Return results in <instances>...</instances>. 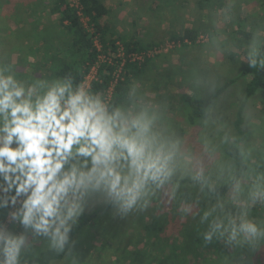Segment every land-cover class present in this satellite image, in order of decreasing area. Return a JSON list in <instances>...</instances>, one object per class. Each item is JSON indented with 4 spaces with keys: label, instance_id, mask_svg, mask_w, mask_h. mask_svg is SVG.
Returning <instances> with one entry per match:
<instances>
[{
    "label": "clouds",
    "instance_id": "clouds-1",
    "mask_svg": "<svg viewBox=\"0 0 264 264\" xmlns=\"http://www.w3.org/2000/svg\"><path fill=\"white\" fill-rule=\"evenodd\" d=\"M259 15L234 39L223 28L236 23L235 0H225L214 50L264 71ZM224 79L198 78L200 114L177 118L139 81L110 97L70 74H21L0 57V264H39L41 252L79 264L73 230L97 206L119 219L171 210L196 222L203 246H222L220 264H256L264 119L252 114L242 135L225 118Z\"/></svg>",
    "mask_w": 264,
    "mask_h": 264
},
{
    "label": "rangeland",
    "instance_id": "rangeland-1",
    "mask_svg": "<svg viewBox=\"0 0 264 264\" xmlns=\"http://www.w3.org/2000/svg\"><path fill=\"white\" fill-rule=\"evenodd\" d=\"M52 1L0 0V29H4L5 26L3 27V25L6 24L8 25V30L17 27V25H14V21H9V19H13L17 9L19 14L16 17L23 20V25L19 31L21 30L22 33H25V30H27L30 35L33 31L38 32V27L43 28L45 26L44 30L41 28L40 35H48L50 36L49 39L62 45L65 43L66 35L61 29L57 30V27H54L57 35L52 37L53 24L49 27L50 20L45 18L49 14V5ZM120 1L122 4L124 2L123 7L120 10L110 11L109 14V22L114 30L120 35L126 34L127 31L131 34L133 30L142 41H153L158 45L155 51L153 50V55L149 57L152 62L147 67L145 74L137 81L148 86L155 93L157 100L166 102L177 118H183L184 114L188 113V107L180 97V94L184 92L190 94L193 90H197L198 78H206L211 74L217 76V78L222 76L225 78L224 81H226L229 78L236 77L246 65V63L239 64L237 60L227 54L220 55L218 50H214V46L211 43V37L218 35V30L221 29L219 23L216 22L217 12L225 6V0ZM263 10L264 0H235L236 23L225 26L223 31L234 39L243 42L247 34L244 31L245 23H255L260 20L262 17L259 13ZM132 21L133 28L131 26ZM127 23L129 27H127ZM36 25L37 27H35ZM186 26L193 27L199 31L194 42H175L170 39L172 34H181L183 27ZM8 34L3 38L5 44L7 43L6 36ZM40 35L37 34V39L33 40H38ZM2 52L4 50L0 49V55ZM40 53L43 56L44 50H41ZM9 55L12 54L10 53ZM47 56H43V58ZM47 58L46 62H31L32 67L29 70L25 66L19 65L21 74L39 72L47 77V72H44V64L53 63L52 59L49 60V57ZM10 59L13 60L12 57ZM244 85L245 77H239L222 94L225 101V118L232 123L243 100ZM190 95L202 97L198 90L196 95ZM251 99H249L242 111L244 122L241 124V129L245 135L249 134L243 127L247 118L255 114L264 119V103L261 102L260 96L257 94L253 100ZM256 211L259 214L264 212V209H257ZM152 214L158 215L161 220H164L165 216L168 218L167 223L163 226V233H160L158 238H162L161 242H163L164 251L160 249L159 245L153 243L155 242L154 238L152 241L147 239L141 241L138 248H146V246L151 245L150 248L153 253L167 258L166 253L169 248L165 245L169 244L170 239L176 236L177 233H183L184 229L187 230V234L183 233L186 239H184L182 247L185 246L187 252L189 250L192 252L193 249L198 247H204L199 238V232L195 229L196 222L191 219L181 221L171 210L165 213V216L159 212L150 211L147 214H132L125 219L113 218L111 211H108L103 215H99L93 222H90L86 226L88 231L83 227L74 236L76 241L74 251L79 259V264H113L119 253L115 255L114 249L110 248V251L108 247L105 248L106 242L103 240L108 241L109 239L114 244L113 237L118 235V243L122 247L126 243L128 233H131L129 229H134L132 225L135 223L140 226L138 219ZM136 218L137 222H135ZM150 219L151 221L153 220L152 217ZM216 245L221 246L218 243ZM216 245H210L194 254H187V256H190L189 264H197V260L201 259V256L215 257V253L220 252V250H215ZM222 250L221 253L224 254L225 252ZM169 255L178 256L179 254L174 251L172 254L169 252ZM255 256H258L255 258L256 264H264V249L257 252ZM157 261H160V259ZM52 264H68V260L66 258L55 260Z\"/></svg>",
    "mask_w": 264,
    "mask_h": 264
},
{
    "label": "trees",
    "instance_id": "trees-1",
    "mask_svg": "<svg viewBox=\"0 0 264 264\" xmlns=\"http://www.w3.org/2000/svg\"><path fill=\"white\" fill-rule=\"evenodd\" d=\"M79 6L81 7V14L87 17V23L93 32L96 33L101 43L100 51L97 50L93 37L81 21V16L77 13V9L71 6L69 0H54L49 5V12L59 14V27L66 35V39L62 45L60 43L53 45L52 39H49L48 35H40L39 39H42L41 46L44 48L43 56L48 55L49 60L52 59L53 61V63L50 62L44 65V72H47V77L70 74L79 81L85 79L91 65L96 64V78L91 80V86L93 89L106 94L108 93V89L113 86L110 97L117 96L127 87L129 82L137 81L145 74L147 67L152 62L147 52L150 50L155 51L158 45L153 41L144 42L136 34L131 36L129 34L120 35L116 33L109 24L110 22H104V18L108 16L109 10L103 4L102 0H79ZM198 32L197 29L186 26L183 27L181 34H172L170 39L175 42H185V40L194 42ZM120 50L123 52L122 56L119 54ZM9 54L10 52L5 51L1 53L0 57H12ZM98 54H103L106 56V59L97 62ZM139 54L142 55V59L136 57ZM47 57L44 58V62L48 60ZM117 72L118 77L116 78L115 74ZM239 77H245L244 96L235 114L233 124L242 135H245L241 129V124L244 122L242 111L249 99H254L257 94L260 96L261 102L264 103V71H259L254 68L250 69L246 64L236 77L224 81L223 87L218 90V95H222ZM113 82L115 83L112 85ZM180 97L188 107V113L191 112L193 115L200 114L203 103L202 97L191 96L186 92L181 93ZM108 211L111 210L103 206L93 207L87 211L81 218L80 224L73 230V239L81 228L84 227L87 230L88 228L86 226L90 222H93L99 215H103ZM162 215L165 216L164 214ZM151 217L153 219L152 221L150 219ZM3 218L4 212L0 211V219ZM138 221L140 226L138 224L137 226L135 223L132 225L134 229H129L131 233H128L126 243L122 247L119 246L118 235L113 237L114 241L111 238L115 245L109 239L108 241L103 240L106 242V244L104 243L105 248L114 249L115 255L119 253L113 264H189L190 256H187V254H194L207 248L205 246L198 247L193 249L192 252L188 249L189 251L187 252L185 246L182 247L184 239H186L184 236V234H187L186 229L183 230L184 234L177 233L176 236L170 239L169 244L165 245L169 248L166 253L167 258L163 255L160 256L157 253H153L150 248L151 245L146 246V248H138L141 241L146 239L152 241L154 238L155 242L153 243L159 245L160 249L164 251L163 242H161L162 238H158L159 234L163 233V226L167 223L168 218L165 216L164 220H161L158 218V215L155 216L152 214L146 215L142 219H138ZM135 222H137V218ZM215 250H220V252H217L218 255L215 253V257L201 256L202 258L197 260V264H220L221 256L227 255V253H221L222 246L216 245ZM174 251L176 254H179V258H177L178 256L169 255V252L172 254ZM64 258L65 256L63 255L58 256L41 252L39 264H52L55 260H62ZM158 259L160 261H157Z\"/></svg>",
    "mask_w": 264,
    "mask_h": 264
},
{
    "label": "crops",
    "instance_id": "crops-1",
    "mask_svg": "<svg viewBox=\"0 0 264 264\" xmlns=\"http://www.w3.org/2000/svg\"><path fill=\"white\" fill-rule=\"evenodd\" d=\"M53 1L51 2V4L53 3ZM102 1H103V4L108 8L109 14H110V11H114L116 9L120 10L124 5V2L122 1L123 2V4H122L120 0H102ZM17 14H19V11H17V9H16V14L13 16V19H9L10 22L14 21V25L15 26L17 25V27H13V28H11V30L10 29L8 30V28H7L8 25L6 24V25H3V27L5 26L4 29H0V49L4 50V52L5 51L10 52L12 54V59H13L12 61L13 62H15L18 65H23L27 68V70H29V68L32 67L31 62L36 61V63H37L38 61L39 62L44 61V58L42 57V54L40 53V51L44 49L41 46L42 39H38V40H33V39H37L36 35L37 34L40 35V31L42 29L44 30L45 26H43V28L38 27L39 31L38 32L33 31L30 35L28 34L27 30H25V33H22V31L21 30L19 31V29L23 25V20H22V18L16 17ZM109 14H108V16H106L104 18V22L109 23ZM45 18L50 20L49 27H51V24H53V31L51 32L53 34L52 37L56 36L57 31L54 30V27H57V30H60V28H59V14L56 12L55 13L49 12L48 16H46ZM110 25L112 26V24H110ZM126 25H127V27H129L128 23ZM131 26L133 28V21L131 22ZM112 29L114 30L113 26H112ZM45 33H47V32L45 31ZM6 34H8V36H6L7 43L5 44L3 38ZM128 34L132 36L135 33L132 30L131 34L127 31L126 35H128ZM24 35H27V36H24ZM49 38H50V36H49ZM52 43H53V45H56L57 41H52ZM13 54H14V56H13ZM17 230H20V229L18 228Z\"/></svg>",
    "mask_w": 264,
    "mask_h": 264
},
{
    "label": "built area",
    "instance_id": "built-area-1",
    "mask_svg": "<svg viewBox=\"0 0 264 264\" xmlns=\"http://www.w3.org/2000/svg\"><path fill=\"white\" fill-rule=\"evenodd\" d=\"M71 3V6L75 7L77 9V13L81 16L80 19L81 21L83 22L84 26L87 27L90 35L93 37L94 39V44L97 48L98 51H100L101 49V43L99 41V39L97 38V35L96 33L93 32L92 28L90 27V25L87 23V17L86 16H83L81 14V7L79 6V0H71L70 1ZM187 40H185L186 42ZM154 51L153 50H150L147 52V55L150 57L151 55H153ZM119 54L122 56L123 55V52L120 50ZM137 58L139 59H142V55L139 54V55H136ZM106 59V56H104L103 54H98L97 55V62L99 61H104ZM115 77L117 78L118 77V72L115 74ZM96 78V64L94 65H91L90 67V70L88 71V73L86 74L85 76V79L84 80H87L89 83L91 82V80L95 79ZM115 82L112 83V85L114 84ZM112 87L111 86L109 89H108V93L107 95L111 96V91H112Z\"/></svg>",
    "mask_w": 264,
    "mask_h": 264
}]
</instances>
